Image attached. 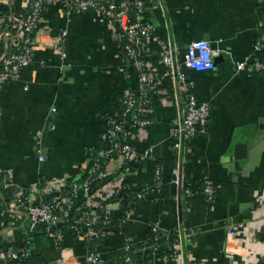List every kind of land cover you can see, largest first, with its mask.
Returning <instances> with one entry per match:
<instances>
[{
	"label": "crops",
	"instance_id": "crops-1",
	"mask_svg": "<svg viewBox=\"0 0 264 264\" xmlns=\"http://www.w3.org/2000/svg\"><path fill=\"white\" fill-rule=\"evenodd\" d=\"M143 1L154 29L145 44L146 62L159 80L149 94L150 124L134 134L133 142L142 152L163 135L165 147L162 159L136 160L142 165L125 180L113 181L108 208L119 219L128 209L132 213L107 239L95 242L99 264H116L125 237L134 244L135 258L152 264H164L163 257L174 250L177 264H264V207L257 205L264 196V75L235 69L236 62L252 55L262 32L260 0ZM22 9V0H0V21ZM200 40L223 42L228 58L211 71L187 73L190 92L210 103L211 114L205 130L184 140L177 156L169 131L181 120L186 93L173 78L162 77L160 57L171 49L180 63L187 45ZM6 50L0 43V65ZM136 82L113 18L91 11L69 14L58 5L45 9L32 61L18 81L0 92V176L11 180V186L0 188V249H18L38 236L28 264H61L63 257L67 264H86L89 245L66 231L57 243L45 227L35 231L28 225L24 208L9 209L20 192L31 204L41 200L29 194L39 181L61 179L67 189L86 180L103 131L120 113L124 91ZM155 165L162 168L159 191L129 208L123 202L125 182L139 190L152 182ZM174 168L182 174L180 195L171 190ZM205 180L216 189L211 207L202 194ZM91 183L94 190L103 186L98 180Z\"/></svg>",
	"mask_w": 264,
	"mask_h": 264
},
{
	"label": "built area",
	"instance_id": "built-area-1",
	"mask_svg": "<svg viewBox=\"0 0 264 264\" xmlns=\"http://www.w3.org/2000/svg\"><path fill=\"white\" fill-rule=\"evenodd\" d=\"M260 3L263 10L262 32L253 43L252 55L242 62H236L235 69L238 72L264 75V0H260ZM22 5L23 9L19 15L8 16L0 21V43L8 49L0 65V92L8 83L18 81L22 70L32 61V44L38 23L45 9L52 5L61 6L69 14L91 11L113 18L124 40L125 55L137 72L136 87L124 91L120 113L109 120L101 135V146L93 151L95 164L88 178L72 182L66 191L61 179L39 181L31 187L29 194L39 196L41 200L31 204L27 194L20 192L9 209L10 212L17 213L24 208L30 227H45L57 243L63 239L64 231L69 232L71 236L90 246L84 255L85 263L99 264L101 255L95 242L107 239L115 232L117 226H120L118 223L128 221L132 213V209H128L126 216L119 219L108 208L107 199L113 194V181L120 176L125 180L132 174L130 162L150 159L151 149L139 152L133 138L137 131L149 126L153 112L149 94L159 79L149 70L146 62L149 53L145 44L154 29L145 18L143 0H22ZM65 36L66 32L63 31L61 37ZM201 45L206 47H200ZM59 50L61 51V48ZM217 54L204 40L189 43L180 63L176 62L173 50L165 49L161 53V63L164 67L162 77L173 78L180 92L186 93L179 126L169 131L173 151L182 150L184 140L205 130L211 114V105L208 102H199L190 92L191 82L187 73L213 70V59ZM205 55L207 60L204 59ZM61 59H64L63 51ZM38 153V161L42 163L44 157L40 151ZM172 175L178 176L177 168L172 170ZM161 176V166L155 165L152 182L139 190L136 189L135 183L125 182L127 185L124 188L131 192L126 202L129 208L142 200L145 194L159 191ZM97 180L101 181L103 186L94 190L91 181ZM9 186L11 180L0 176V188ZM53 193H57V196L45 202L44 198ZM215 193L213 182L205 180L202 184V194L210 207ZM257 205L264 207V196L258 197ZM228 236L232 238L235 233L231 231ZM133 245L129 238H124L116 264H152L144 258L136 259ZM31 246L30 241L26 240L18 249H0V264H28ZM146 251L153 252L147 249ZM66 261L67 258L63 257L61 264H67ZM163 263L177 264L176 250L170 255H165Z\"/></svg>",
	"mask_w": 264,
	"mask_h": 264
},
{
	"label": "water",
	"instance_id": "water-1",
	"mask_svg": "<svg viewBox=\"0 0 264 264\" xmlns=\"http://www.w3.org/2000/svg\"><path fill=\"white\" fill-rule=\"evenodd\" d=\"M208 43H209V47L212 51L219 52V54H217V56H215L213 59V64H214L213 69H214L215 66L219 64V62L223 61L225 58H228V55L225 54L227 51V48L223 42L212 41V42H208ZM179 123L176 126H174V128H177L179 126ZM260 128H261V126H260ZM168 141L170 142V140H168ZM164 147H165L164 136L158 135L156 137L154 143H153V147L151 148V151L149 154L150 158H152L154 160L162 159ZM181 151L182 150H180L178 152L177 151H174V152L178 156L181 153ZM176 160H178V159L176 158ZM137 165L141 166L142 163L136 164L135 162H130L129 167L131 168V171H133V169L137 168L138 167ZM181 185H182V174H181L180 169H178V176L177 177L172 176V185H171L172 193H175V189H177V193H179V195H180ZM10 190H11V188H10ZM56 196H57V193H53V194L47 196L46 199L50 200ZM28 225H30V224L28 223Z\"/></svg>",
	"mask_w": 264,
	"mask_h": 264
},
{
	"label": "trees",
	"instance_id": "trees-1",
	"mask_svg": "<svg viewBox=\"0 0 264 264\" xmlns=\"http://www.w3.org/2000/svg\"><path fill=\"white\" fill-rule=\"evenodd\" d=\"M8 18V16H6V19ZM67 189H65V191H66ZM123 195H124V200H123V202H127V199L129 198V196L131 195V192L130 191H126V190H124L123 191ZM44 201L45 202H47L48 200H46V199H44ZM43 228V226H38V227H36L34 230L35 231H38V230H40V229H42ZM38 236H34V237H32V238H30V243L32 242V243H37L38 242Z\"/></svg>",
	"mask_w": 264,
	"mask_h": 264
},
{
	"label": "clouds",
	"instance_id": "clouds-1",
	"mask_svg": "<svg viewBox=\"0 0 264 264\" xmlns=\"http://www.w3.org/2000/svg\"><path fill=\"white\" fill-rule=\"evenodd\" d=\"M200 47H206V45H201ZM204 59H205V60L208 59L207 55L204 56ZM210 66H211V65H208V67H210Z\"/></svg>",
	"mask_w": 264,
	"mask_h": 264
}]
</instances>
